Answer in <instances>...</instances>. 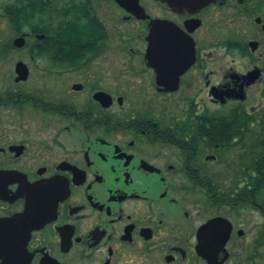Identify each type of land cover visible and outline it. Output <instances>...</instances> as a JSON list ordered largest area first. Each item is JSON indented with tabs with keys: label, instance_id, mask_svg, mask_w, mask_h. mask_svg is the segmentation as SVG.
Returning a JSON list of instances; mask_svg holds the SVG:
<instances>
[{
	"label": "flooded vegetation",
	"instance_id": "obj_1",
	"mask_svg": "<svg viewBox=\"0 0 264 264\" xmlns=\"http://www.w3.org/2000/svg\"><path fill=\"white\" fill-rule=\"evenodd\" d=\"M182 1L0 0V264H264V0Z\"/></svg>",
	"mask_w": 264,
	"mask_h": 264
},
{
	"label": "rangeland",
	"instance_id": "obj_2",
	"mask_svg": "<svg viewBox=\"0 0 264 264\" xmlns=\"http://www.w3.org/2000/svg\"><path fill=\"white\" fill-rule=\"evenodd\" d=\"M120 63L121 64H119V66L121 67L122 62H120ZM121 68H123V67H121ZM251 98H252L251 103L256 105L257 104V98H259V96H257V93H252ZM263 187H261L259 189V191H258V194H260V192L262 191L261 199L264 198V188ZM250 214H251V217L249 215L250 223H248V225L251 224L250 227H252V225L255 224L257 226L258 231H259L261 226H262V224H263V222H264V216L260 212H257V211L256 212H252V213L250 212ZM250 241H251V239H250ZM253 247H254V243H253ZM253 250H254V248H253ZM260 252H262V254L264 256V247L260 248Z\"/></svg>",
	"mask_w": 264,
	"mask_h": 264
},
{
	"label": "water",
	"instance_id": "obj_3",
	"mask_svg": "<svg viewBox=\"0 0 264 264\" xmlns=\"http://www.w3.org/2000/svg\"><path fill=\"white\" fill-rule=\"evenodd\" d=\"M164 1H168L169 3H171V4H183V5H185V3L187 4V2L186 1H182V0H164ZM207 1H209V0H195V6H198V5H203V4H205ZM192 2V1H191ZM155 35H152V37H153V39L155 38L154 37ZM152 43L153 44H155V41H152ZM157 49H152V50H150L149 51V55H148V58L150 59V60H155L156 58H157ZM192 58H193V56H192ZM229 234H227V236H226V238H224V240L222 241V244L224 245L225 244V242L227 241V239H228V236Z\"/></svg>",
	"mask_w": 264,
	"mask_h": 264
},
{
	"label": "trees",
	"instance_id": "obj_4",
	"mask_svg": "<svg viewBox=\"0 0 264 264\" xmlns=\"http://www.w3.org/2000/svg\"><path fill=\"white\" fill-rule=\"evenodd\" d=\"M260 165H262L261 163H260ZM261 173H263L264 174V172H262L261 171ZM260 180L262 179V176L260 175V178H259ZM264 186V183H260V188L261 187H263ZM261 195H262V191L260 192V194H259V202L261 203L263 200L261 199ZM263 205H264V202H263Z\"/></svg>",
	"mask_w": 264,
	"mask_h": 264
}]
</instances>
